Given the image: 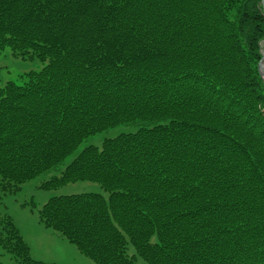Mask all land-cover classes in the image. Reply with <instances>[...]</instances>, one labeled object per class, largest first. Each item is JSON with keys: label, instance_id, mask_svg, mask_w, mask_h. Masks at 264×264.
Wrapping results in <instances>:
<instances>
[{"label": "trees", "instance_id": "trees-1", "mask_svg": "<svg viewBox=\"0 0 264 264\" xmlns=\"http://www.w3.org/2000/svg\"><path fill=\"white\" fill-rule=\"evenodd\" d=\"M47 61L0 86V200L42 189L45 226L95 264H264L261 0H0V51ZM133 247L135 254L130 252ZM0 249L33 259L0 212Z\"/></svg>", "mask_w": 264, "mask_h": 264}, {"label": "rangeland", "instance_id": "rangeland-1", "mask_svg": "<svg viewBox=\"0 0 264 264\" xmlns=\"http://www.w3.org/2000/svg\"><path fill=\"white\" fill-rule=\"evenodd\" d=\"M47 61L37 58H22L13 55L9 48L0 51V86L7 81H20V76L29 71H38ZM136 124H120L89 135L78 147L55 168L21 184L20 190L13 194L2 196L0 212L7 213L13 220L24 241L30 249L33 259L53 262L56 264H95L81 254L76 246L59 235L56 231L45 227L38 219V209L52 196L96 192L106 195L99 183L91 181H77L68 183L56 189H42L43 182L58 176L64 167L88 145L100 147L103 140L116 136L121 132L136 130ZM130 252L135 254L133 247ZM135 264H149L140 257H136ZM0 264H20L9 253L0 249Z\"/></svg>", "mask_w": 264, "mask_h": 264}, {"label": "water", "instance_id": "water-1", "mask_svg": "<svg viewBox=\"0 0 264 264\" xmlns=\"http://www.w3.org/2000/svg\"><path fill=\"white\" fill-rule=\"evenodd\" d=\"M261 4H262V7H263V11H264V0H261ZM258 68H259V71L262 75V78L264 79V52H263V55H262V58L258 64Z\"/></svg>", "mask_w": 264, "mask_h": 264}]
</instances>
